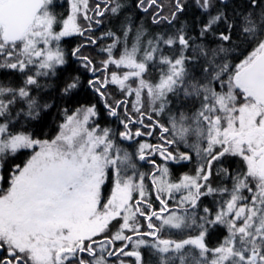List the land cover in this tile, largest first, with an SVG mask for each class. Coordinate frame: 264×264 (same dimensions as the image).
I'll use <instances>...</instances> for the list:
<instances>
[{"label": "snow or ice", "instance_id": "6c2138e0", "mask_svg": "<svg viewBox=\"0 0 264 264\" xmlns=\"http://www.w3.org/2000/svg\"><path fill=\"white\" fill-rule=\"evenodd\" d=\"M89 2L70 0V15L57 30L53 0H0V70L23 77L19 86L0 80V185L9 158L31 151L23 165L10 168L7 187L0 186V264H147L142 248L151 251L157 264H264V0H245L243 8L233 0H194L205 17L197 34L203 43H195L196 37L183 27L146 39L147 32L130 15L121 19L127 6L123 0H100L91 8ZM136 6L145 13L153 9L154 24L170 25L186 8L185 0H172L169 15H161L158 0H137ZM98 17L120 21L119 34L108 30L100 37L112 41L100 49L105 58L97 66L81 52L84 45L72 55L93 73L88 85L108 115L124 126L121 139L151 135L159 128L164 143L140 144L139 160L148 159L146 150L174 163L191 162V153L198 160L196 174H185L179 182L169 181L167 166L149 160L155 166L151 184L161 205L158 211L153 210L145 174H128L136 168L131 155L117 145L112 129L95 123L99 114L94 105L72 114L65 110L64 123L51 140L12 127L21 115L22 110L13 112L19 100L27 104L23 114L33 119L50 107L31 95L33 88L41 87L39 77L55 75L66 63L60 41L91 33L93 23L104 22ZM86 39L97 42L91 35ZM245 47L239 63L227 60ZM196 67L200 80L192 71ZM156 68L160 75L153 82L149 77ZM109 85L117 86L125 99L110 103ZM79 86V78H73L63 94ZM128 97H134L135 119L127 109ZM170 97L199 106L191 114L173 113ZM145 101L157 115L167 110L170 127L153 121ZM145 118L151 123L145 124ZM130 123L150 131L133 132ZM170 131L171 138L164 135ZM181 143L190 151L167 147ZM226 157H239L244 171L233 174L222 167L218 162ZM214 164L217 175L231 180L230 188L211 185ZM174 193L181 195L173 209L168 200L175 199ZM217 193L228 198L211 219L204 208L206 215L198 223L189 207L195 209L202 196ZM141 217L147 221L144 231ZM207 224L228 230L216 247L206 242ZM176 234L179 238L173 239Z\"/></svg>", "mask_w": 264, "mask_h": 264}, {"label": "trees", "instance_id": "16d2710c", "mask_svg": "<svg viewBox=\"0 0 264 264\" xmlns=\"http://www.w3.org/2000/svg\"><path fill=\"white\" fill-rule=\"evenodd\" d=\"M92 3H98L100 0H91ZM123 2L127 5L125 8L123 15H130L134 20L137 26H142L144 30L147 32V38L155 36L157 34L162 35H171L177 29L183 27L186 32H188L193 37H196L195 43H203L198 37V25L203 23L205 17L201 14L200 10L195 6L194 0H185V11L180 13L177 20L173 21L170 25L167 22L162 21L160 24H154L152 22V15L153 9H149L147 13L141 11L137 8V0H123ZM160 4L163 5V11L161 15H169L172 0H158ZM63 4H66L64 1L60 2L58 11L54 8V14L57 13V19L62 18L68 12V10L64 7ZM234 5H239L241 8L246 6L245 0H233ZM155 7V6H154ZM231 11V9H228ZM103 26L99 31L92 30L91 33H85V35H91L94 39H97V47L96 51H92L86 45L81 47L82 41L81 37L78 35H73L70 37H66L60 43L62 50L65 53V60L66 63L63 66H60L56 69L55 75H50L47 77H39V83L41 85L40 88H33L31 95L35 96L40 104H47L50 107L42 109L40 111L39 117L33 119L31 117H24L18 122L17 127L15 128L16 131L23 132L27 131L36 138L39 139H53L59 133L60 125L64 123L65 120V110H67L68 114H72L75 110L84 108L87 106H95L98 117L94 118L95 123L98 124L101 128H109L112 129L115 133V140L117 145L127 151L131 157L132 161L135 163L136 168L135 170L129 169V175H135L137 173H144L145 179L144 183L148 190L151 192V203L153 206V210H159L161 205L159 200L156 199V192L154 186L151 184V173L155 171V166L149 163V160H154L157 165L167 166L169 169V176L168 179L170 182H179L183 175H195L196 168L198 164V160L196 156H193V160L191 162H181V163H174L172 161H165L163 160L158 154L149 155L150 150H146V156L148 159L141 161L138 159V150L139 145L142 143H147L150 145L155 146L157 143L163 144L164 142L160 139L161 131L159 128H156L154 131L151 132V135H142L140 137H133L132 140H123L121 139L119 133L125 131L124 126L120 124L115 117H111L108 115L107 109L104 106V103L100 96L95 93L88 85L89 80L94 79L93 73L83 66V62L77 59L76 56L72 55V52L77 47H81V52L89 56L93 62L99 66L100 59L93 56L96 52H99V56L105 57V53L101 52L100 49L110 43H112L111 39L104 38L100 39L105 31L111 30L117 32L119 34V25L120 21L116 18L112 17H103ZM87 25V24H85ZM97 27L96 24L93 23L92 28ZM131 39V38H130ZM208 43L215 47V41L211 38H208ZM248 49L245 48H238L236 51L230 53L227 56V60L232 64H237L243 58V56L247 53ZM119 49H117V54ZM165 53H168V49H165ZM102 58V59H103ZM199 63H203L201 60ZM111 71V68L109 69ZM193 74L195 75L197 80H200L202 77V72L199 67L192 69ZM97 76H102L103 73H97ZM159 70L151 69L150 79L155 82L159 78ZM79 78L80 86L75 89L70 95L65 96L63 94L64 86L70 82L73 78ZM0 80H3L5 83H10L13 86H19L23 83V77L18 73H10L7 70H0ZM217 90L220 91L221 89L217 85ZM110 93L111 99L109 102L111 103L112 100H122L125 99V96L122 92L119 91L117 86L109 85L108 89L106 90ZM128 104L127 109L131 113L133 119H135L139 114L132 112V103L134 101V97H128ZM172 101V112L177 113L178 111H185L191 114V112L195 111V109L199 106L198 103H190L189 101L183 100L180 98V101L177 102L176 97H170ZM145 111H147L152 117L153 121H159L160 124L165 125L166 127H170L169 125V117L168 112L164 114L157 115L155 112H152L149 105L145 103ZM25 116V115H24ZM145 124L151 123L150 121L145 118ZM129 128L135 132L139 129L142 132H148L150 129L144 128L140 124L130 123ZM171 138V131L169 133L164 134ZM167 146V145H165ZM169 147V151L173 150L174 147ZM179 148V151L186 152L188 148L184 146V144L176 145L175 148ZM190 150V149H189ZM31 151L25 150L18 153L15 157L9 158L6 162L3 175L5 180L2 184V187H7V178L10 168L14 164L23 165V163L30 158ZM221 164L222 167H226L229 171L233 174L243 172L244 171V164L243 161L239 157H226L223 161L218 162ZM213 175L210 178V183L214 188L222 187L227 185L229 188L231 187V180L225 179L222 175H217V167L213 165ZM157 176L160 175L159 172L156 173ZM105 185V194L110 195V185ZM203 191V189H202ZM175 199L168 200L169 208H176V199H179L181 194L174 193L173 194ZM138 198L137 194H134V199ZM227 194L220 195V194H213L210 196H202L198 201L197 207L192 209L189 207V214L195 213L197 222L200 223V217L205 216L203 209H209V212L212 214L209 218H213L216 212L221 208L224 204V201L227 199ZM141 224L144 225L141 230L146 228L147 221L144 218H139ZM158 223V221H154ZM208 228V235L206 237V242L208 243L209 247H216L219 243L228 235V230L223 225H205ZM188 232L192 235H195L196 232L193 229H189ZM173 239L179 238V235H173ZM143 254L145 257V261L147 264H157V258L151 253V251L147 248H142Z\"/></svg>", "mask_w": 264, "mask_h": 264}, {"label": "rangeland", "instance_id": "374dc122", "mask_svg": "<svg viewBox=\"0 0 264 264\" xmlns=\"http://www.w3.org/2000/svg\"><path fill=\"white\" fill-rule=\"evenodd\" d=\"M62 1H64L66 4H63L64 5V7L68 10V12H67V14L65 15V16H63L62 18H58L57 20H58V23H57V26H56V28H57V30H60V28H61V24H60V21H62L63 19H66L67 17H68V15H70V0H53V4L50 6V10L51 11H58V9H60V7H59V5L58 4H60V2H62ZM96 3L95 2H93L92 3V1L90 0V2H89V7L91 8V7H93L94 5H95ZM57 5V6H56ZM55 6H56V8H55ZM54 8H55V10H54ZM58 13H59V11H58ZM56 16H57V13L55 14ZM58 17V16H57ZM99 18V17H98ZM80 23L82 24V25H85V24H87V22L86 21H84L82 18L80 19ZM93 29H95V28H93ZM94 31V30H93ZM94 33H96V31H94ZM79 36V35H78ZM87 36V35H86ZM70 37V36H69ZM80 37H83V36H80ZM66 38V37H65ZM65 38H63V39H65ZM62 39V40H63ZM62 40L60 41V43L62 42ZM96 41H97V39H96ZM86 42H89L88 40L86 41ZM90 45H86L87 47H85V49H87L89 46V48L92 50V51H96V47H97V42L95 43V44H91V43H89ZM106 55V54H105ZM93 56H95V57H97V58H99L100 59V61L102 60V58L103 57H101V56H99V52H96ZM105 58V57H104ZM103 58V59H104ZM58 67H60V66H58ZM57 67V68H58ZM112 70V69H111ZM133 103H134V101H133ZM132 103V104H133ZM145 103H147V101H145ZM148 104V103H147ZM172 108H173V106H172V103H171V105H170V109L172 110ZM22 110V111H21ZM27 104L24 102V101H22V100H19L18 102H17V104L16 105H14L13 106V112L15 113V112H17V111H21V115H20V117H19V119H17V120H15V122H14V124L12 125V127L15 129L16 127H17V125H18V122L21 120V118H24V117H28V116H24V112H27ZM0 186H2V185H0Z\"/></svg>", "mask_w": 264, "mask_h": 264}, {"label": "flooded vegetation", "instance_id": "af4514ba", "mask_svg": "<svg viewBox=\"0 0 264 264\" xmlns=\"http://www.w3.org/2000/svg\"><path fill=\"white\" fill-rule=\"evenodd\" d=\"M98 19H102L103 20V17L101 18V17H99ZM102 26H103V24H100V25H97V27H95V29H93L92 28V30H94V31H99L101 28H102ZM88 36V35H87ZM86 35L85 36H83V37H81V41H82V44L85 46V45H90L89 44V42H86L87 41V39H86V37H87ZM93 37V36H92ZM94 38V37H93ZM156 145H159L158 143L156 144ZM172 147H174V149H176L175 148V146L176 145H171ZM173 149V150H174ZM172 150V151H173ZM171 151V150H170ZM188 151H190L189 149H188ZM192 154V156H194L195 157V153H191ZM178 194H181V193H178ZM115 223V222H114ZM144 230H146V228H144L143 230H141V231H144ZM122 242H117V246H119L120 244H121ZM129 247H131V245L129 246ZM143 249H141V251H142ZM142 253H143V251H142ZM125 259H128V260H130L131 258H125Z\"/></svg>", "mask_w": 264, "mask_h": 264}]
</instances>
